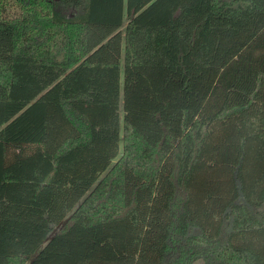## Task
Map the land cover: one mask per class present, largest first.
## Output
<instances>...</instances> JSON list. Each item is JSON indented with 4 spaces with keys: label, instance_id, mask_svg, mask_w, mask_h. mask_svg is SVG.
Instances as JSON below:
<instances>
[{
    "label": "trees",
    "instance_id": "1",
    "mask_svg": "<svg viewBox=\"0 0 264 264\" xmlns=\"http://www.w3.org/2000/svg\"><path fill=\"white\" fill-rule=\"evenodd\" d=\"M15 1L0 264H264V0Z\"/></svg>",
    "mask_w": 264,
    "mask_h": 264
},
{
    "label": "rangeland",
    "instance_id": "2",
    "mask_svg": "<svg viewBox=\"0 0 264 264\" xmlns=\"http://www.w3.org/2000/svg\"><path fill=\"white\" fill-rule=\"evenodd\" d=\"M8 1L12 2L13 4L16 3L15 0H8ZM125 25H126V21H125V23H124V26H125ZM124 26H123L122 30L124 29ZM194 264H203V262L199 260V261L195 262Z\"/></svg>",
    "mask_w": 264,
    "mask_h": 264
}]
</instances>
